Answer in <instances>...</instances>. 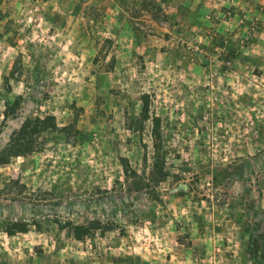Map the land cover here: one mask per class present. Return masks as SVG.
I'll return each instance as SVG.
<instances>
[{"label": "rangeland", "instance_id": "obj_1", "mask_svg": "<svg viewBox=\"0 0 264 264\" xmlns=\"http://www.w3.org/2000/svg\"><path fill=\"white\" fill-rule=\"evenodd\" d=\"M41 112L0 164V220L40 229L0 232V264H264V0H0V151ZM98 217L135 223L52 221Z\"/></svg>", "mask_w": 264, "mask_h": 264}, {"label": "trees", "instance_id": "obj_2", "mask_svg": "<svg viewBox=\"0 0 264 264\" xmlns=\"http://www.w3.org/2000/svg\"><path fill=\"white\" fill-rule=\"evenodd\" d=\"M143 102L141 106V114L146 117L148 112V94H143ZM22 95H17L13 100H7L4 103L2 110L3 121L7 120L10 116L14 115L20 108L24 101ZM157 120V119H156ZM157 126V123H156ZM156 126L153 129L154 134V156L152 171H156L160 176L159 180L166 178L164 172V161L162 156V147L158 141V133ZM56 128L55 116L51 113L41 112V114L30 113L24 117L19 127L15 132H12L10 141L0 151V164L7 163L13 156H24L34 150V136L46 129ZM52 221L56 224L58 229L66 230L73 238L77 240L84 239L91 233L98 232L104 234L108 231H116L120 234H125V227L127 224L135 223V220H128L130 222L124 223L117 219L101 217L93 219H82L75 221L73 219H58L53 218ZM30 226L40 229V223L36 220H0V232L7 235H15L17 233H25L29 230Z\"/></svg>", "mask_w": 264, "mask_h": 264}]
</instances>
